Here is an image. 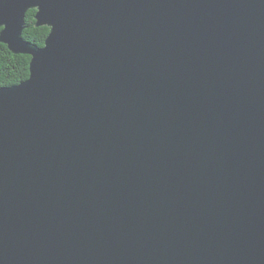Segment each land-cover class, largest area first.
<instances>
[{
  "label": "water",
  "instance_id": "1",
  "mask_svg": "<svg viewBox=\"0 0 264 264\" xmlns=\"http://www.w3.org/2000/svg\"><path fill=\"white\" fill-rule=\"evenodd\" d=\"M0 27L31 56L0 264H264V0H0Z\"/></svg>",
  "mask_w": 264,
  "mask_h": 264
},
{
  "label": "trees",
  "instance_id": "2",
  "mask_svg": "<svg viewBox=\"0 0 264 264\" xmlns=\"http://www.w3.org/2000/svg\"><path fill=\"white\" fill-rule=\"evenodd\" d=\"M36 9H29L26 13V28L23 30V38L38 46L45 44L49 35L48 26L36 25ZM0 27V31H1ZM31 56L16 54L8 45L0 41V87L18 84L29 77Z\"/></svg>",
  "mask_w": 264,
  "mask_h": 264
}]
</instances>
